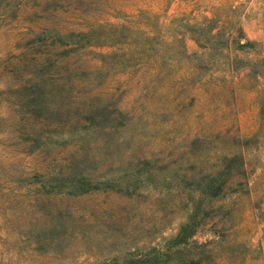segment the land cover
I'll return each instance as SVG.
<instances>
[{
	"label": "rangeland",
	"instance_id": "rangeland-1",
	"mask_svg": "<svg viewBox=\"0 0 264 264\" xmlns=\"http://www.w3.org/2000/svg\"><path fill=\"white\" fill-rule=\"evenodd\" d=\"M192 214L217 264H264V0H0V264H153Z\"/></svg>",
	"mask_w": 264,
	"mask_h": 264
},
{
	"label": "trees",
	"instance_id": "trees-1",
	"mask_svg": "<svg viewBox=\"0 0 264 264\" xmlns=\"http://www.w3.org/2000/svg\"><path fill=\"white\" fill-rule=\"evenodd\" d=\"M224 3L219 5H212L211 16L205 19V27L208 33L212 36L217 37L218 33L221 31L220 26L222 22L226 20L229 12L222 14L219 8L222 7ZM226 4L227 9L231 11V4ZM225 5V4H224ZM221 22V24H219ZM215 27H218L217 31H213ZM236 43L239 47H244L250 45L252 41L250 39H237ZM29 87V86H28ZM31 91L25 95V105L29 109H44V105L40 104V99L42 98L43 85L41 81H33L30 84ZM92 118V117H91ZM242 159L240 155L233 154L231 156H225L221 168L217 169L215 172H207L203 174L199 179L195 180L193 185L201 190L204 194L215 196L224 191L225 185L228 183V177L232 170L235 173H244L242 165ZM241 181H238L240 183ZM98 180L92 182L90 179L82 176L75 183L71 184L68 189H58L51 188L53 191H63L71 193H87L93 192L100 187L98 186ZM199 220L196 218L195 214H192L188 221L181 224L177 231L173 233L168 239L166 246L164 248H153L149 251V260L153 264H217V250L218 242L214 240L198 242L191 240L190 236L194 233ZM148 257H141L136 261L138 263H147Z\"/></svg>",
	"mask_w": 264,
	"mask_h": 264
}]
</instances>
